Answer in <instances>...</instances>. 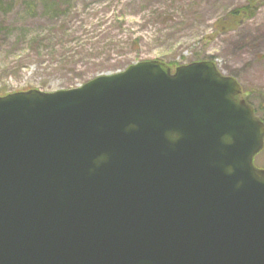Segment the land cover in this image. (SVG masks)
Masks as SVG:
<instances>
[{
    "label": "water",
    "instance_id": "1",
    "mask_svg": "<svg viewBox=\"0 0 264 264\" xmlns=\"http://www.w3.org/2000/svg\"><path fill=\"white\" fill-rule=\"evenodd\" d=\"M239 94L211 61L150 60L0 97V264H264V123Z\"/></svg>",
    "mask_w": 264,
    "mask_h": 264
},
{
    "label": "rangeland",
    "instance_id": "2",
    "mask_svg": "<svg viewBox=\"0 0 264 264\" xmlns=\"http://www.w3.org/2000/svg\"><path fill=\"white\" fill-rule=\"evenodd\" d=\"M243 2L0 0V97L72 89L141 61L171 70L211 61L237 81V98L254 114L261 100L264 109V2L233 29L215 24ZM254 116L264 118V110ZM253 164L264 169V150Z\"/></svg>",
    "mask_w": 264,
    "mask_h": 264
},
{
    "label": "trees",
    "instance_id": "3",
    "mask_svg": "<svg viewBox=\"0 0 264 264\" xmlns=\"http://www.w3.org/2000/svg\"><path fill=\"white\" fill-rule=\"evenodd\" d=\"M51 1L55 3V0ZM263 2L264 0H244L241 5L230 9L227 13H225V15H223L222 18L217 20L215 22L216 27L221 28L222 30H228L239 26L242 21L252 18ZM247 103L250 104V102L248 101ZM262 110H264L263 100H261L254 109V114L256 115L257 112H260ZM258 119H260L264 123V118L262 116L260 118L258 117ZM262 150H264V144L260 151Z\"/></svg>",
    "mask_w": 264,
    "mask_h": 264
},
{
    "label": "clouds",
    "instance_id": "4",
    "mask_svg": "<svg viewBox=\"0 0 264 264\" xmlns=\"http://www.w3.org/2000/svg\"><path fill=\"white\" fill-rule=\"evenodd\" d=\"M136 125L135 124H130L129 128H135ZM182 133L179 130H169L166 133L167 139L169 140L170 143H176L177 141L180 140ZM221 141L224 144H232L234 142L233 137L230 134H225L223 137H221ZM107 159V155L106 154H101L97 160H96V164L97 166L104 162ZM226 171L231 174L233 172V168L231 166H229ZM258 181H260L261 183H264V176H257L256 177ZM239 186V185H238Z\"/></svg>",
    "mask_w": 264,
    "mask_h": 264
}]
</instances>
